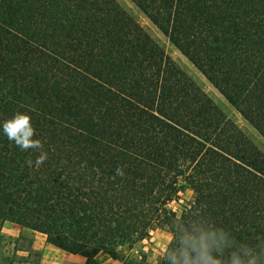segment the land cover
Returning a JSON list of instances; mask_svg holds the SVG:
<instances>
[{"label":"trees","instance_id":"16d2710c","mask_svg":"<svg viewBox=\"0 0 264 264\" xmlns=\"http://www.w3.org/2000/svg\"><path fill=\"white\" fill-rule=\"evenodd\" d=\"M131 1L264 138V0ZM17 112L40 147L0 132V253L8 222L87 264L158 229L166 253L193 214L264 238V153L116 0H0V123Z\"/></svg>","mask_w":264,"mask_h":264},{"label":"rangeland","instance_id":"374dc122","mask_svg":"<svg viewBox=\"0 0 264 264\" xmlns=\"http://www.w3.org/2000/svg\"><path fill=\"white\" fill-rule=\"evenodd\" d=\"M147 32L148 34L172 57V59L209 95V97L218 105V107L233 120L241 130L253 141L264 153V138L248 124L238 113V111L225 99V97L213 87L205 76L185 57L183 56L166 38L161 31L136 7L131 0H116ZM193 192L185 188L178 196L177 200L170 203L169 210L181 213L183 206L192 199ZM2 233L6 237L0 253V264H8L9 259L13 258L16 248L28 247L32 249L31 253L27 251H18V260L13 264H46L43 262V246H46L44 236L36 232L23 229L15 223H5ZM38 235V237H36ZM172 239L168 230L158 229L154 231L150 239L138 241L129 245H122L119 250L123 257V262L113 260L106 253H100L99 257L108 259L107 264H128L132 259L144 260L148 264H160L165 253L166 247ZM18 240V242H17ZM36 246V248H34ZM50 254V253H48ZM5 260L6 258H8ZM23 259V260H19ZM103 259V261H105ZM93 264V263H91Z\"/></svg>","mask_w":264,"mask_h":264},{"label":"clouds","instance_id":"9594fccd","mask_svg":"<svg viewBox=\"0 0 264 264\" xmlns=\"http://www.w3.org/2000/svg\"><path fill=\"white\" fill-rule=\"evenodd\" d=\"M0 132L22 150L40 147L27 113L17 112L0 123ZM117 173L123 174L120 169ZM172 234L162 264H264V238H238L233 228L203 214L174 221Z\"/></svg>","mask_w":264,"mask_h":264},{"label":"crops","instance_id":"0c3cea01","mask_svg":"<svg viewBox=\"0 0 264 264\" xmlns=\"http://www.w3.org/2000/svg\"><path fill=\"white\" fill-rule=\"evenodd\" d=\"M40 235L44 236V239L46 240V246H43V262H45L46 264H87V259L85 257L81 255L71 254L58 247H55L47 242L46 235ZM36 237H38V235ZM34 248H36V246ZM103 259L104 258L99 257V255L95 257V260L98 264H107L108 259H104L105 261H103Z\"/></svg>","mask_w":264,"mask_h":264},{"label":"built area","instance_id":"2783aa9c","mask_svg":"<svg viewBox=\"0 0 264 264\" xmlns=\"http://www.w3.org/2000/svg\"><path fill=\"white\" fill-rule=\"evenodd\" d=\"M154 232H151V236L153 235Z\"/></svg>","mask_w":264,"mask_h":264}]
</instances>
